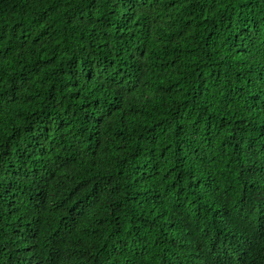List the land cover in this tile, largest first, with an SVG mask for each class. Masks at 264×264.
I'll list each match as a JSON object with an SVG mask.
<instances>
[{
	"label": "trees",
	"instance_id": "obj_1",
	"mask_svg": "<svg viewBox=\"0 0 264 264\" xmlns=\"http://www.w3.org/2000/svg\"><path fill=\"white\" fill-rule=\"evenodd\" d=\"M0 264H264V0H0Z\"/></svg>",
	"mask_w": 264,
	"mask_h": 264
}]
</instances>
